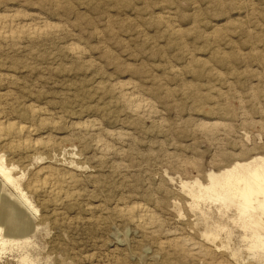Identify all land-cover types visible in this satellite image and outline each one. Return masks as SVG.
I'll list each match as a JSON object with an SVG mask.
<instances>
[{"label":"rangeland","instance_id":"obj_1","mask_svg":"<svg viewBox=\"0 0 264 264\" xmlns=\"http://www.w3.org/2000/svg\"><path fill=\"white\" fill-rule=\"evenodd\" d=\"M0 14L45 29L0 42L1 120L54 142L36 153L0 144L39 211L0 180L29 228L2 207L0 264H264L262 200L244 215L226 187L194 198L210 176L264 157V0H0ZM120 82L146 113L131 111ZM49 173L73 178L74 197L31 192ZM140 204L160 228L120 212ZM175 236L207 256L174 249Z\"/></svg>","mask_w":264,"mask_h":264},{"label":"bare ground","instance_id":"obj_2","mask_svg":"<svg viewBox=\"0 0 264 264\" xmlns=\"http://www.w3.org/2000/svg\"><path fill=\"white\" fill-rule=\"evenodd\" d=\"M10 18L8 15L0 14V42L1 41H8V43L9 42L10 43L11 42L16 43L17 41H19L21 39V36L24 33L26 35H28L29 37H34L36 35L41 36L40 34L45 33V29L43 27H38L37 25H34L32 23H27V24H23V25H20V24L15 25L16 23L15 24L13 23V22H15V20H13V18H11L13 20V21H11ZM46 27H49V25L46 24ZM73 51H75V53H79V49L77 47L74 48ZM127 86H128L127 84L120 82L119 89L121 90L120 93H122V96H123L126 104L128 105V107L131 109L132 112H134L138 115H142V114L146 113L147 109L150 108L148 100L139 96L138 94H136V92L128 91ZM35 109L32 110L33 114L34 113L38 114L39 110L38 109L35 110ZM1 113L2 112L0 111V144L4 143V145L9 150L14 151L16 149H19V150H21V151L23 150L25 152L34 151L36 153V151L40 150L41 147L44 148L45 150L53 147L54 142H52L51 140H48L45 142H43L42 140L36 141L34 143H33V141L31 142L30 140H31L32 134L35 131L34 129H32V127L26 126V125H21L19 122H14V121H9V120L8 121H6V120L2 121L1 120L2 119ZM45 123H46V121H45ZM203 125L205 128L208 126L209 127H212V126L216 127V126H219V123L216 122V123L203 124ZM84 127H86V129H85L86 131H91V127H89V126H84ZM120 135L124 136V134H119V136ZM28 138L30 140H28ZM98 144H99L98 145L99 148L102 150L104 155L111 152V149L107 143L100 142ZM18 171H20L19 166H16L12 163H9L7 161V159L5 158V156L0 153V180L2 181L3 187L9 186L12 189H14L29 204L31 209L33 208V210L35 212H39L35 208L33 203L29 200V197L27 196V194L24 192L23 186L21 184V178L15 177V173ZM50 172H52V171H50ZM55 174L56 173H49L45 176L44 179H41L40 181H36L34 183H31V185H30L31 192L33 191V192L37 193L38 191L43 190V191H45V193H48L51 196H54L55 197L54 200L61 199L64 196V194H66V196L70 199L73 198L74 194H69V192L66 191V187L70 186L73 183V178L69 177L70 179L69 178L65 179V177L64 178L62 177L63 178L62 180H64V181L60 182L59 180H61V179L58 178L59 180H57ZM19 176H21V175H19ZM210 178H211V185L210 186L208 185L209 187L206 186L207 188H205L204 190L200 189L199 192L194 193V198L196 200L200 198V194L202 192H205L206 194L210 195V194L216 192L219 188L226 187L233 194V196H229V199L231 201H233V203L234 202L237 203V205L240 208V211L243 212L244 215L249 210H251V208L253 206V202L256 199L262 200L263 201L262 204H264V157H261L259 159L257 158V159H255L254 162H251L249 165H246V166L236 165L234 168L226 171V173H224L222 175H220V174L212 175V176H210ZM194 185H197V184H194ZM68 189H70V188H68ZM227 193H226V195H227ZM206 194H204V195H206ZM67 197H66V199H67ZM210 197H211V195H210ZM203 198H206V197H203ZM215 198H216V196H215ZM218 198H220V197L218 196ZM208 199H210V198H208ZM221 200H223V199L221 198ZM11 201H13L11 199V196H10V198H5V197H3L2 193L0 192V217L2 215V221L0 219V242H1L2 238L7 237V228H9V225H10L5 220V212L2 208L3 206L11 205L13 207V213L11 214V217L13 218V220H15L18 223V228H20V232L22 231V232L28 233V230H29V228L25 227L22 223L23 212L21 210H19L16 207V205H14ZM224 202H226V200H224ZM60 203H62V200ZM60 203H58V204L60 205ZM229 203H231V202L229 201L228 204ZM236 203H235V205H236ZM195 204H197L196 201H195ZM225 204H227V203H225ZM254 204H256V203H254ZM257 211H258V208H257ZM120 212L122 215H125L128 218L132 219L139 227H141L142 230H144L146 232H149V231L153 230L154 228H157V227L160 228L161 227V222L158 219V217L153 213V211L149 207H147L145 205H141V204L140 205H134L132 207L123 209ZM246 215H248V214H246ZM245 220H246V218H245ZM255 224L258 226L257 228H259V230L263 229V231H264V224L261 221L256 220ZM250 227H251V225H250ZM261 235L262 234L260 232L259 235L257 236L258 242L262 241ZM213 236H215V235H213ZM211 237H212V235H207V238H211ZM169 244L174 249H177L178 251L184 252V253H186V255L192 256V257H194V255L192 254L193 251H197L198 253L205 255V256H207V253H208L207 251H205V249H202L201 247L199 248L198 244H196L190 238L188 239V238H184V237L175 236L174 238H172V240L169 241ZM259 244H260V242H259ZM160 245H161L162 249L165 248L164 243H161Z\"/></svg>","mask_w":264,"mask_h":264}]
</instances>
